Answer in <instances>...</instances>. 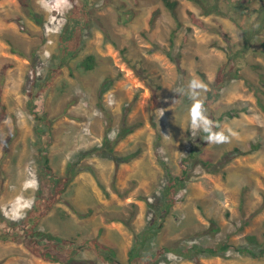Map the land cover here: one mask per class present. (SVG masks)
<instances>
[{
  "label": "rangeland",
  "instance_id": "rangeland-1",
  "mask_svg": "<svg viewBox=\"0 0 264 264\" xmlns=\"http://www.w3.org/2000/svg\"><path fill=\"white\" fill-rule=\"evenodd\" d=\"M29 1L36 20L20 0H0V233L14 223L19 232L36 203V116H46L51 166L64 176L77 161L80 173L37 230L82 247L99 239L127 264L156 223L144 257L169 252L152 264H264L236 250H260L250 235L264 243V56L259 44L243 50L230 18L239 13L206 17L190 0H174L177 15L164 0ZM74 9L82 22L69 54L63 38ZM89 56L93 70L83 67ZM194 78L208 85L200 99L211 120L223 118L229 142L204 145L191 128L192 101L174 90ZM210 90L217 99L205 106ZM176 177L185 180L167 214L165 188ZM222 244L225 255L192 248ZM82 247L71 264H109ZM0 264L62 263L0 242Z\"/></svg>",
  "mask_w": 264,
  "mask_h": 264
},
{
  "label": "trees",
  "instance_id": "trees-1",
  "mask_svg": "<svg viewBox=\"0 0 264 264\" xmlns=\"http://www.w3.org/2000/svg\"><path fill=\"white\" fill-rule=\"evenodd\" d=\"M200 10L203 16H220L229 15L225 8L229 10L237 11L239 16L232 17L234 23L243 33L244 46L243 50L248 51L259 44V51L264 56V0H190ZM24 8L28 12L30 18L36 20V14L30 6L29 0H20ZM167 8L174 14L177 15L178 2L174 0H164ZM193 24L204 30H212V27L207 23L198 18L194 13H191ZM243 20L244 22H240ZM11 21V20H10ZM81 17L79 16L77 9L72 11L70 17V24L67 28V36L63 38V48L65 52L69 54L75 46L77 34L81 28ZM174 39V36L173 38ZM96 66V59L94 56H89L83 63V67L86 70H93ZM54 76V75H53ZM49 81L46 83L48 84ZM47 86V85H46ZM216 96L212 90L208 91L207 101L205 106L216 101ZM31 110L34 109V103H30ZM262 110H264V104H261ZM38 125L36 126L37 133L40 136L38 142V154L37 161L39 165V189L36 203L31 211V214L27 220H24L23 225L20 226V231L16 232V223L12 228L4 230L0 233V242L2 243H17L24 244L25 247L33 254L47 262L71 264L76 255L80 252L82 246H78L75 241L55 236L51 233L40 231L36 229L38 222L45 216H47L51 209L60 200V197L65 193V189L80 173V162H71L67 166V170L64 176H60L56 173L54 168L50 164L49 158V147L52 145L53 127L52 121L46 116H36ZM214 122L222 124L223 118L213 120ZM219 131L220 129H216ZM204 145H208L204 141ZM258 148V146H257ZM195 155L194 152H192ZM188 161H183L184 174H187ZM185 178L176 177L172 179L165 188L166 202L164 204V213H170L172 207L176 204V193L180 188ZM0 212V222L4 221ZM3 223V222H2ZM152 225V224H151ZM157 226V227H156ZM156 223L152 225L147 231L141 234L140 240L129 253L128 264H152L153 259H156L161 253L169 252L168 250L162 249V252L155 255L154 258L144 257V249L146 243L150 239L149 232L152 230L159 229ZM23 228V229H22ZM149 231V232H148ZM147 238V239H146ZM247 242L257 248L259 251H255L249 247H237L236 250L244 255H248L252 258H264V243H261L259 238L255 235H250L247 238ZM92 240V241H91ZM89 239L85 240L83 249L90 250L95 253L101 261L109 264H120L116 259V251L113 248L106 246L101 240ZM145 241V242H144ZM102 242V243H101ZM87 244V246H86ZM229 245L222 244L217 247H206L200 249L196 245L192 248L194 250L202 251L209 256L225 255L229 251ZM143 250V251H142Z\"/></svg>",
  "mask_w": 264,
  "mask_h": 264
},
{
  "label": "clouds",
  "instance_id": "clouds-1",
  "mask_svg": "<svg viewBox=\"0 0 264 264\" xmlns=\"http://www.w3.org/2000/svg\"><path fill=\"white\" fill-rule=\"evenodd\" d=\"M208 85L199 79H190L186 85H182L174 90L177 96H186L192 104L187 108V117L193 130L204 133L202 139L207 144H221L229 142L222 126L211 120L206 115L203 101L200 99L201 93L207 92ZM176 103V99L172 102ZM216 129H220L217 131Z\"/></svg>",
  "mask_w": 264,
  "mask_h": 264
},
{
  "label": "bare ground",
  "instance_id": "bare-ground-1",
  "mask_svg": "<svg viewBox=\"0 0 264 264\" xmlns=\"http://www.w3.org/2000/svg\"><path fill=\"white\" fill-rule=\"evenodd\" d=\"M146 166V165H145ZM35 191V190H34ZM28 194V193H27ZM79 195H81V194H79ZM21 196V195H20ZM23 197V196H22ZM27 198V197H26ZM20 200V199H19ZM22 200H25V198L24 199H22ZM27 200H28V198H27ZM31 200H32V198H31ZM30 200V201H31ZM18 202V201H17ZM16 202V203H17ZM24 202V201H23ZM19 203H21V202H19ZM83 203V202H82ZM22 204V203H21ZM21 206V205H20ZM14 207V206H13ZM22 207H24V206H22ZM19 208V207H18ZM16 209V208H15ZM31 210V209H30ZM15 211V210H14ZM23 213H25V212H23ZM13 214H14V212H13ZM19 214H20V212H19ZM20 216V215H19ZM21 216H22V214H21ZM26 218V217H25ZM23 219V218H22ZM13 220V219H12ZM25 220V219H24ZM20 221H22V220H20ZM24 223V222H23ZM152 225H154V224H152ZM152 225L150 226V227H152ZM18 226H20V225H18ZM157 227V226H156ZM19 229V228H18ZM23 229V228H22ZM151 229V228H150ZM20 230V229H19ZM158 230V229H157ZM16 231V230H15ZM153 234V233H152ZM155 236V235H154ZM141 237V236H140ZM149 238H150V236H149ZM147 239V238H146ZM97 240V239H96ZM139 240V239H138ZM92 241V240H91ZM99 241V240H98ZM100 242V241H99ZM145 242V241H144ZM102 243V242H101ZM140 243V242H139ZM105 244V243H104ZM147 244V243H146ZM24 245V244H23ZM25 246V245H24ZM108 246V245H107ZM110 246V245H109ZM137 246V245H136ZM111 247V246H110ZM85 249V248H84ZM115 250V249H114ZM133 250V249H132ZM90 251V250H89ZM143 251V250H142ZM130 253V252H129ZM98 257V256H97ZM129 261V260H128ZM103 263V262H102ZM128 264V263H127Z\"/></svg>",
  "mask_w": 264,
  "mask_h": 264
}]
</instances>
